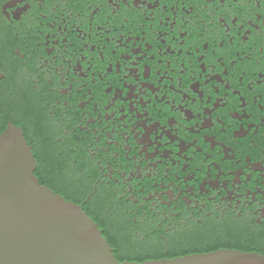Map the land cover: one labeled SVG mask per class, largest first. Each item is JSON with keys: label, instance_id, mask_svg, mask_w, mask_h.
Instances as JSON below:
<instances>
[{"label": "flooded vegetation", "instance_id": "obj_1", "mask_svg": "<svg viewBox=\"0 0 264 264\" xmlns=\"http://www.w3.org/2000/svg\"><path fill=\"white\" fill-rule=\"evenodd\" d=\"M120 261L264 254V0H0V134Z\"/></svg>", "mask_w": 264, "mask_h": 264}, {"label": "water", "instance_id": "obj_2", "mask_svg": "<svg viewBox=\"0 0 264 264\" xmlns=\"http://www.w3.org/2000/svg\"><path fill=\"white\" fill-rule=\"evenodd\" d=\"M35 168L23 130L9 124L0 134V264H264V254L234 249L120 261L82 206L42 184Z\"/></svg>", "mask_w": 264, "mask_h": 264}, {"label": "snow or ice", "instance_id": "obj_3", "mask_svg": "<svg viewBox=\"0 0 264 264\" xmlns=\"http://www.w3.org/2000/svg\"><path fill=\"white\" fill-rule=\"evenodd\" d=\"M8 135H15V130H13V132H8Z\"/></svg>", "mask_w": 264, "mask_h": 264}]
</instances>
